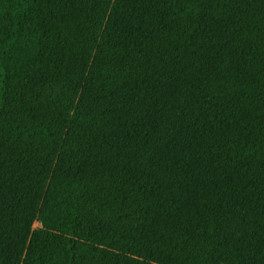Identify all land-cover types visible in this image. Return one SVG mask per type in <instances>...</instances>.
Instances as JSON below:
<instances>
[{"label":"trees","instance_id":"obj_1","mask_svg":"<svg viewBox=\"0 0 264 264\" xmlns=\"http://www.w3.org/2000/svg\"><path fill=\"white\" fill-rule=\"evenodd\" d=\"M0 264H264V0H0Z\"/></svg>","mask_w":264,"mask_h":264},{"label":"rangeland","instance_id":"obj_2","mask_svg":"<svg viewBox=\"0 0 264 264\" xmlns=\"http://www.w3.org/2000/svg\"><path fill=\"white\" fill-rule=\"evenodd\" d=\"M39 226V223H35L34 228H38Z\"/></svg>","mask_w":264,"mask_h":264}]
</instances>
